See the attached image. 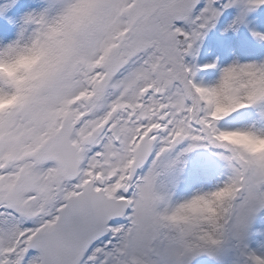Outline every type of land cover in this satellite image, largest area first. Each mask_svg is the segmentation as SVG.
<instances>
[{"label":"snow or ice","instance_id":"obj_1","mask_svg":"<svg viewBox=\"0 0 264 264\" xmlns=\"http://www.w3.org/2000/svg\"><path fill=\"white\" fill-rule=\"evenodd\" d=\"M258 9L0 0V264H264V57L198 59Z\"/></svg>","mask_w":264,"mask_h":264},{"label":"trees","instance_id":"obj_2","mask_svg":"<svg viewBox=\"0 0 264 264\" xmlns=\"http://www.w3.org/2000/svg\"><path fill=\"white\" fill-rule=\"evenodd\" d=\"M256 13L262 15V21L257 23ZM264 9H258L250 16L252 20V26L258 31H264ZM230 18L225 16L222 18L221 26L214 29L215 33L219 36L216 37L212 32L211 35L207 34L205 40L201 45L200 55L198 57L200 62H207L209 60V54L212 59H219L222 64L230 62L229 60L234 58L231 53H235L241 60L258 59L264 57V42L255 40L250 32L245 34V38L241 35V30L238 34L228 33L221 34L220 28L223 23ZM243 29V28H242ZM250 39V40H249Z\"/></svg>","mask_w":264,"mask_h":264},{"label":"rangeland","instance_id":"obj_3","mask_svg":"<svg viewBox=\"0 0 264 264\" xmlns=\"http://www.w3.org/2000/svg\"><path fill=\"white\" fill-rule=\"evenodd\" d=\"M256 11H257V10H256ZM254 13H255V11H254L253 13H251L250 16H252ZM263 16H264V14H263ZM256 17H257V23H256V24H259V23L262 21V15L259 14V13H256ZM212 31H213V30H212ZM212 31H210L208 34L211 35V34H212ZM246 33H249V31L246 30V29H244V28L241 29V35H242L243 38L246 37V36H245ZM249 40H250V39H249Z\"/></svg>","mask_w":264,"mask_h":264},{"label":"clouds","instance_id":"obj_4","mask_svg":"<svg viewBox=\"0 0 264 264\" xmlns=\"http://www.w3.org/2000/svg\"><path fill=\"white\" fill-rule=\"evenodd\" d=\"M256 149L264 148V143H257L254 145Z\"/></svg>","mask_w":264,"mask_h":264}]
</instances>
